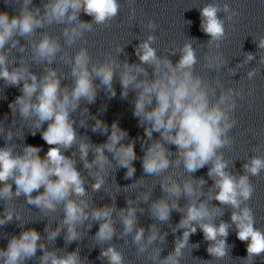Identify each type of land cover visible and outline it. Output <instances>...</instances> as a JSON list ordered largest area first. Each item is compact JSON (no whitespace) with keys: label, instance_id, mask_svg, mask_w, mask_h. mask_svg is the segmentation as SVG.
I'll use <instances>...</instances> for the list:
<instances>
[{"label":"clouds","instance_id":"9594fccd","mask_svg":"<svg viewBox=\"0 0 264 264\" xmlns=\"http://www.w3.org/2000/svg\"><path fill=\"white\" fill-rule=\"evenodd\" d=\"M31 2L32 0H23L19 15L10 17L7 12L0 13V80L14 86L22 83L21 95L9 104V108L13 113L18 111L22 118L35 117L33 134L47 122V128L41 135L49 148L43 157L40 155L41 148L36 145H26L19 154H14L12 147L0 148V184L3 185L0 187V200L8 201L13 196L24 195L28 204L46 213L56 211L57 206L62 204L63 218L55 230L49 232V240H55L64 230L66 242L76 241L80 237V225H84L86 221H97L99 228L95 234L96 240L112 241L117 234L113 213L123 226L121 237L135 232L132 242L138 246L139 252L146 251L148 245L157 238L162 242L165 240L167 233L161 235L156 224H152L145 242V228L137 227V208L131 199L127 201L128 207L119 210L114 204L90 209L87 200L77 199L87 195L85 180L77 170L76 153L66 156L62 152V149L67 150L78 145L79 160L83 168L89 170L88 176L94 177L95 182L91 185L93 191H100L105 181L98 172L90 170L97 166L99 172L107 174L106 166L111 162L106 152L112 154L117 166L127 169L126 177L133 176L136 171L133 162L137 159L135 140L122 143L128 133L118 122L111 124L107 142L96 146L78 139L73 127L75 121L71 118V113L77 110L82 100L89 103L95 100L97 86L94 79L98 78L106 92L114 97L116 92L113 80L118 76L123 89L122 97L126 98L130 89L136 91L134 115L139 118L144 130V139L141 142L144 150V173L158 176L173 164L177 167L183 164L188 173H194L211 164L207 175L213 179V184L207 200L200 199L204 196L202 186L206 183L203 178L198 181L188 178L181 183L170 174L161 180V189L166 196L151 204L150 215L155 220L166 222L171 212L176 210L182 216L173 231H184L174 241V250L167 256L161 258L162 249L157 248L149 258L158 260L159 264H180L183 249L187 247L189 237L196 233L197 227L203 232L204 239L212 242L207 248L210 256L217 259L227 256L226 240L230 225L223 221L218 225L213 222L215 216L223 214L221 208L209 207L208 201L215 200L219 205L233 209L231 222L236 227L237 237L240 241L247 242V257L244 260L246 264H252L256 256L264 253V231L254 227L252 209L248 206L242 207V204L251 199L254 189L249 177L258 176L264 170V158L252 157L243 165L245 174L237 178L226 171L227 162L222 154H218L219 149L231 142L227 133L236 121L229 118V113L236 106V93L228 89L221 92L215 103H212L205 80L194 75L197 56L192 44L185 43L179 49L180 58L173 63L167 56L161 58L157 55V50L152 47L156 39L153 35H149L135 49L139 64L125 62L121 67L114 58L106 59L102 63H92L88 50L81 48L69 61L73 78L71 89L62 85L61 75L53 67L46 66L39 79L23 64L9 70L5 46L9 42L11 47L17 46L18 40L13 37L31 36L37 28L55 22L72 25L64 27L62 32L71 44L83 37L85 31H90L93 23L107 26L120 10L118 0H46L43 12L39 7L30 9ZM81 11L93 20L80 21L78 16ZM220 11L229 12V5L224 4L221 8L210 3L200 8V27L210 37L209 44L219 42L225 37L224 21L217 15ZM236 15L238 13L232 11L228 19L231 20ZM147 28L154 31L157 25L149 20ZM257 47L264 49V38L259 40ZM20 50L24 51L23 46ZM60 50L59 39L48 33H44L32 44L33 59L47 61V65H51ZM175 54V51L171 53ZM247 59L252 60L253 56L249 54ZM219 62L218 56L208 59L209 67H215ZM261 63H264V58ZM141 65L153 68L151 79L148 78L147 69ZM118 68L120 71L117 73ZM255 74L256 70L250 71L248 78L251 79ZM212 95H215L214 91ZM80 123L83 125L84 121ZM92 130L108 133L109 125L97 119ZM153 132L159 133L160 137L153 139ZM12 135L8 131L6 139L10 140ZM165 144L176 147L177 158L174 161L170 159L173 153ZM90 150L94 153L91 162L88 160ZM13 183L16 186L15 191ZM41 188L43 191H40ZM33 192L38 194L33 196ZM150 196L151 190H148L141 193L138 199L147 202ZM181 196L187 197L189 201L184 207L179 204ZM14 216L17 220L20 219L13 209L6 208L0 214V226L11 222ZM88 228H91V223ZM40 239V233L35 228L24 230L19 236H12L7 247L0 249V264H25L36 255L38 248L43 250L39 264H85L78 249L60 256L56 251L45 250L46 246L39 243ZM100 257L107 264H123V255L114 245L102 248Z\"/></svg>","mask_w":264,"mask_h":264}]
</instances>
